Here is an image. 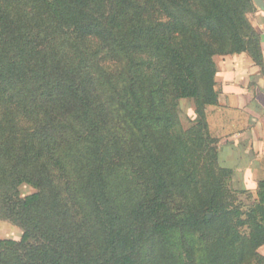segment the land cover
Listing matches in <instances>:
<instances>
[{
    "label": "trees",
    "instance_id": "1",
    "mask_svg": "<svg viewBox=\"0 0 264 264\" xmlns=\"http://www.w3.org/2000/svg\"><path fill=\"white\" fill-rule=\"evenodd\" d=\"M157 1L167 20L153 23L140 0H0V218L22 230L0 238V264H264V179L243 235L240 213L222 209L221 174L233 171L217 164L205 117L215 54L263 65L253 1ZM89 35L124 59L121 86L94 73L78 42ZM186 98L196 117L183 129ZM65 113L84 128L69 125L82 145L56 155ZM195 151L208 156L204 179ZM21 183L34 192L20 196ZM175 192L198 200L180 223L203 241L202 258L189 246L180 261L165 245L160 210Z\"/></svg>",
    "mask_w": 264,
    "mask_h": 264
},
{
    "label": "rangeland",
    "instance_id": "2",
    "mask_svg": "<svg viewBox=\"0 0 264 264\" xmlns=\"http://www.w3.org/2000/svg\"><path fill=\"white\" fill-rule=\"evenodd\" d=\"M165 1L170 9H173L172 3L175 0H161ZM141 4L145 7V17L147 21L158 23L160 21H166L167 19L164 16L163 10L161 9L157 0H140ZM249 19V13L247 14ZM79 48L83 52L86 58H88L90 64L92 65L94 73L98 76H101L104 81L109 80V85H116L117 87L122 85L123 79L125 77V61L124 59L116 60L112 54H110L106 48L102 45V43L93 35L87 36L83 44H80ZM107 90L110 88H106ZM195 104L192 99H180L178 100L177 106V115L180 120V124L183 129H187L193 125H195V117L194 114ZM61 125H63L60 130V135L56 137V155L62 154L64 152L66 141L71 143L70 145L75 146V148L81 147L82 144L77 143L78 137L70 130L69 125H73L75 130L79 133L84 132V128L78 123V120L74 113H65L57 116ZM209 131V129H208ZM210 134V132H209ZM213 138V135L210 134ZM109 137V136H108ZM215 138V137H214ZM82 143V142H80ZM215 146L214 143L208 142L206 145V150ZM217 147V143H216ZM195 150V149H194ZM206 152V151H205ZM199 153L195 151L193 153V157L198 161L196 166V173L198 179H204L206 174V162H208V156L205 154L204 158L197 159ZM261 162V167L264 168V156H258ZM257 158V159H258ZM217 164L224 168L232 169L231 177H223V199L221 202L222 209L226 211H238L240 213L239 219L240 223L237 224L239 231L243 235H247L250 229V225L247 221V211L248 209L255 204L257 201V189L255 188H245L244 183L240 179L242 169L238 165L236 166L232 160H225L218 156ZM216 170V168H215ZM126 177H130V175L126 172H130L129 168H125ZM258 175V176H257ZM254 174L255 178L264 177V173ZM132 178V176H131ZM58 183L60 180L56 178ZM135 185V184H134ZM133 185V186H134ZM18 194L20 196H25L34 192V188L27 183H21L17 187ZM201 189V187H200ZM193 195L188 194V196H184L183 194H178L175 192L171 197H169L166 201V206L160 210V219L164 218L166 222L170 223V227L165 229V245L168 250L173 253L180 261H186V252L185 250L190 247H193L195 251V255L197 258L203 257V248L204 243L199 238L198 234L192 231L187 230L183 227L180 221L189 213V212H198L201 209H196L195 205L198 200H195L194 203L191 202ZM113 199V198H112ZM114 200L115 199L114 196ZM122 202V201H121ZM120 202V203H121ZM122 213L126 214L128 211L126 209H117ZM208 217L210 218L211 214L207 212ZM144 216V215H143ZM142 217V216H141ZM236 220V219H235ZM139 223V222H138ZM13 228H16L21 233V228L11 221L0 218V238H16L18 239L21 234L17 233L16 235L13 233ZM259 254L264 252V247L257 249ZM264 255V254H263ZM256 258H250L248 261L243 262V264H263L257 262Z\"/></svg>",
    "mask_w": 264,
    "mask_h": 264
},
{
    "label": "crops",
    "instance_id": "3",
    "mask_svg": "<svg viewBox=\"0 0 264 264\" xmlns=\"http://www.w3.org/2000/svg\"><path fill=\"white\" fill-rule=\"evenodd\" d=\"M262 3L259 7L253 2L255 9L249 20L259 35L263 65L256 64L246 52L215 54L217 102L205 107L219 157L243 168L240 179L245 188L255 189L264 179L254 177L264 173L258 158L264 156V0ZM13 233L21 234L16 228ZM262 247L264 244L258 250Z\"/></svg>",
    "mask_w": 264,
    "mask_h": 264
},
{
    "label": "water",
    "instance_id": "4",
    "mask_svg": "<svg viewBox=\"0 0 264 264\" xmlns=\"http://www.w3.org/2000/svg\"><path fill=\"white\" fill-rule=\"evenodd\" d=\"M257 6L262 7V0H252Z\"/></svg>",
    "mask_w": 264,
    "mask_h": 264
}]
</instances>
